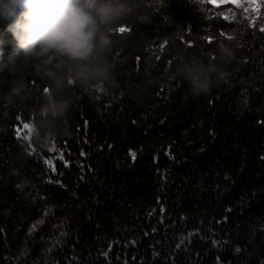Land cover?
<instances>
[{"label":"trees","instance_id":"16d2710c","mask_svg":"<svg viewBox=\"0 0 264 264\" xmlns=\"http://www.w3.org/2000/svg\"><path fill=\"white\" fill-rule=\"evenodd\" d=\"M252 2L254 27L236 6L247 0H135L109 53L119 87L81 91L72 134L25 155L44 84L0 74V264H264V0ZM0 40L7 60L2 22ZM221 40L235 58L209 94L182 80L144 92L178 55L215 59Z\"/></svg>","mask_w":264,"mask_h":264},{"label":"clouds","instance_id":"9594fccd","mask_svg":"<svg viewBox=\"0 0 264 264\" xmlns=\"http://www.w3.org/2000/svg\"><path fill=\"white\" fill-rule=\"evenodd\" d=\"M136 11L135 0H0V22L13 44L12 55L0 60V74L44 84L18 146L21 155L72 134L69 119L81 91L119 87L109 57L113 35ZM2 45L0 40V57ZM215 57L178 55L144 92L161 81L182 80L191 95H207L235 58L230 43L219 41Z\"/></svg>","mask_w":264,"mask_h":264},{"label":"snow or ice","instance_id":"6c2138e0","mask_svg":"<svg viewBox=\"0 0 264 264\" xmlns=\"http://www.w3.org/2000/svg\"><path fill=\"white\" fill-rule=\"evenodd\" d=\"M236 6L238 8H242L243 9V13L249 14V15H245L244 19H246L248 21V26L249 27H254L255 24H256V18L259 17V15H260L258 9L261 7V5L254 4L252 2V0H247V5L246 6H245L244 3H237ZM233 19H235L234 15H232V16H229V15H226V14L223 15V20H225V21H229V20H233ZM217 23H220V22L218 21ZM127 31H130V29L126 25H122L119 28V30H118L119 33H125ZM260 31L264 32V24L260 25ZM218 35L223 37L225 35V33L224 32H219ZM202 39L210 44V43H212L213 37L211 35H206ZM228 39H233V37L229 36ZM165 43H167V42H165ZM188 46L191 47V44H189ZM163 47H164V45H161V49H163ZM221 75H223V74H221ZM100 90L102 91V89H100ZM28 127H29L28 124H24V128L25 129H28ZM16 131H17V136L19 138L22 135V133L20 132L19 128H17ZM49 150L50 151H55L56 150L55 146L53 145V147L51 149H49ZM81 155H84V153L81 152ZM130 155H131V157L133 159H135V156H136L135 152H130ZM60 158L63 159V155L62 154L60 155ZM46 163L49 165L50 168H52L53 171H55L51 161H46ZM225 179H228V177H225ZM161 211H163V209H161ZM40 223H43V221H40ZM35 227H36V225L32 226V228L29 230V234H31V232L35 230ZM61 235H64V233H61ZM191 235H192V233H189V236H191ZM181 243H183V241H181ZM177 247L179 248L180 245L178 244ZM109 250H111V246L109 247ZM237 251H239V249H237ZM104 255L107 256V253H104Z\"/></svg>","mask_w":264,"mask_h":264},{"label":"rangeland","instance_id":"374dc122","mask_svg":"<svg viewBox=\"0 0 264 264\" xmlns=\"http://www.w3.org/2000/svg\"><path fill=\"white\" fill-rule=\"evenodd\" d=\"M212 1L215 4H221V3H226V2H229V1H233V0H225V1H222V0H212Z\"/></svg>","mask_w":264,"mask_h":264},{"label":"bare ground","instance_id":"6f19581e","mask_svg":"<svg viewBox=\"0 0 264 264\" xmlns=\"http://www.w3.org/2000/svg\"><path fill=\"white\" fill-rule=\"evenodd\" d=\"M222 1H225V0H222ZM20 121H22V120H20ZM17 128H20V126H16V127H15L16 130H17Z\"/></svg>","mask_w":264,"mask_h":264}]
</instances>
